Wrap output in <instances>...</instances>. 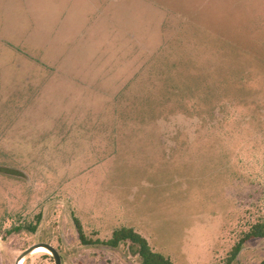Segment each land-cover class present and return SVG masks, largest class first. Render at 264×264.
Segmentation results:
<instances>
[{"label": "rangeland", "instance_id": "obj_1", "mask_svg": "<svg viewBox=\"0 0 264 264\" xmlns=\"http://www.w3.org/2000/svg\"><path fill=\"white\" fill-rule=\"evenodd\" d=\"M261 220L264 0H0V264H226Z\"/></svg>", "mask_w": 264, "mask_h": 264}, {"label": "trees", "instance_id": "obj_2", "mask_svg": "<svg viewBox=\"0 0 264 264\" xmlns=\"http://www.w3.org/2000/svg\"><path fill=\"white\" fill-rule=\"evenodd\" d=\"M76 230L79 238L85 243L80 225L76 222ZM253 238H264V220L258 221L250 226L249 230L244 234L243 238L235 244L231 251L226 264H231L242 249L243 244ZM128 241L137 249V255L140 264H173L172 261L164 255L154 252L149 246L146 239L134 231L132 228H119L112 232L111 237L104 242L108 247L115 248L121 242ZM264 264V258L259 262Z\"/></svg>", "mask_w": 264, "mask_h": 264}, {"label": "water", "instance_id": "obj_3", "mask_svg": "<svg viewBox=\"0 0 264 264\" xmlns=\"http://www.w3.org/2000/svg\"><path fill=\"white\" fill-rule=\"evenodd\" d=\"M37 247H43L45 248L51 255L54 264H61V257L58 253V251L51 246L50 244H38V245H33L29 248H27L25 251H23L16 259L15 264H18L25 256H27L28 254H30L33 250H35Z\"/></svg>", "mask_w": 264, "mask_h": 264}, {"label": "bare ground", "instance_id": "obj_4", "mask_svg": "<svg viewBox=\"0 0 264 264\" xmlns=\"http://www.w3.org/2000/svg\"><path fill=\"white\" fill-rule=\"evenodd\" d=\"M40 250H43L45 252H48L45 248L43 247H37L35 250H33V252H36V251H40ZM18 264H22V260L18 263Z\"/></svg>", "mask_w": 264, "mask_h": 264}, {"label": "flooded vegetation", "instance_id": "obj_5", "mask_svg": "<svg viewBox=\"0 0 264 264\" xmlns=\"http://www.w3.org/2000/svg\"><path fill=\"white\" fill-rule=\"evenodd\" d=\"M36 252L48 253V252H45V251H43V250L36 251ZM33 253H35V252H33Z\"/></svg>", "mask_w": 264, "mask_h": 264}]
</instances>
